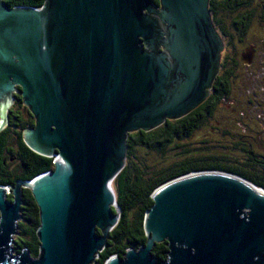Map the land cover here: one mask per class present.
I'll return each mask as SVG.
<instances>
[{"label": "water", "instance_id": "95a60500", "mask_svg": "<svg viewBox=\"0 0 264 264\" xmlns=\"http://www.w3.org/2000/svg\"><path fill=\"white\" fill-rule=\"evenodd\" d=\"M210 1L46 0L37 9L0 0V132L20 95L35 119L24 142L54 160L50 172L0 186V264H95L119 222L113 183L129 135L182 119L211 95L225 43ZM25 189L39 209L37 259L14 255ZM153 200L146 245L106 264H264V189L198 172ZM164 242L159 263L152 251Z\"/></svg>", "mask_w": 264, "mask_h": 264}, {"label": "trees", "instance_id": "16d2710c", "mask_svg": "<svg viewBox=\"0 0 264 264\" xmlns=\"http://www.w3.org/2000/svg\"><path fill=\"white\" fill-rule=\"evenodd\" d=\"M153 1L159 4V0ZM5 2L11 8L40 9L46 0ZM246 6L249 7V4L243 3L242 0L231 2V8L223 15L224 24L218 10L214 12L216 27L225 40V51L222 55L220 73L209 98L182 119L168 120L150 132L138 131L129 135L126 167L113 183L120 212L119 222L110 232L107 246L95 264H106L113 256L124 257L128 250H139L146 245L148 240L144 227L146 214L154 205V192L168 182L192 173L216 171L238 176L264 189V132L255 130L253 128L255 123L251 121L248 124L244 118L241 121L246 123L245 130L244 126L236 128L234 123L235 121L241 123L240 119L235 120L236 115L234 116L231 110L221 107L225 101H235L243 110L252 99L246 93H241L243 97L240 96V78L244 69H252L244 62V53L250 44L254 43L252 46L255 58L260 55L259 49L264 50V40L260 39L264 36V7L258 8V4L255 8L245 10ZM261 41L263 43H260ZM256 61L257 59L252 64L254 65ZM21 99L19 98L18 102L22 104ZM16 106L19 107V104ZM34 125L35 119L28 110L25 119L22 120L19 134L12 137L11 141L13 146H16V149L12 146V155L22 159L19 168L22 175H18V178L25 181H31L54 170L52 158L34 153L24 142V131ZM216 132L221 138L214 140L213 137H218L214 136L217 135ZM194 137L198 139L192 140ZM223 140L230 146H220ZM7 141L6 128L0 133V185L6 187L7 178L1 174L4 172L7 174ZM24 163H27V168ZM24 195L27 215L19 224L21 237L15 239L14 245L17 248L15 251L20 254L26 250L33 258H38L39 209L31 190L25 189ZM113 211L117 213L116 208H113ZM98 233L101 234L100 231ZM168 251L166 242L159 243L154 247L152 255L159 263H163L168 258Z\"/></svg>", "mask_w": 264, "mask_h": 264}, {"label": "rangeland", "instance_id": "374dc122", "mask_svg": "<svg viewBox=\"0 0 264 264\" xmlns=\"http://www.w3.org/2000/svg\"><path fill=\"white\" fill-rule=\"evenodd\" d=\"M255 5H257L256 1H255ZM250 39L259 40L256 38H250ZM260 39L264 40V36H263V38H260ZM260 43H263V42L261 41ZM248 44H250V43H248ZM250 45L251 46L248 48L249 50H250V48L253 47L252 45H254V43H251ZM248 49L246 50V52H248ZM253 50H254V47H253ZM259 50H260L259 51L260 55H259V57H256L257 61L255 62L254 65L251 64L249 66L252 69H244L243 70V76L240 78L241 79V82H240L241 83V90H239L240 96H242L241 93L242 94L246 93L248 96H250L253 99V101H252V99H250L251 100L250 104L247 105V108H243V110H241V108L236 104L235 101L234 102L225 101V103H223L221 105V107L231 110L233 115L234 116L236 115L235 120L239 121V119H240V121H241V119L244 118V120L246 121V123L248 122V124L251 123V121H253L255 123L253 128H255V130H257L259 132L260 131L264 132V50H263V48H261ZM254 58H255V56H254ZM244 83H245V85H244ZM236 111H238L237 114H236ZM234 124L236 125V128H241L243 126H244L243 130H245V128H246L243 121H241V123L235 121ZM218 132H216V134ZM214 136H218L215 138L213 137L214 140H217L216 138H221V136L218 134L214 135ZM197 139H198L197 137L192 138V140H197ZM223 141L224 142H221L219 144L220 146H225V145L230 146V144L227 143L225 140H223ZM228 152L230 153V151H228ZM12 192H13V190L9 189V193L11 195H12ZM12 200H13V196H12ZM20 237H21L20 232L18 231L17 235L15 236V239L20 238ZM14 248H16L15 245H14ZM16 254H18V253L16 251H14V255H16ZM113 257H115V256H113ZM35 259H37V258H35Z\"/></svg>", "mask_w": 264, "mask_h": 264}, {"label": "flooded vegetation", "instance_id": "af4514ba", "mask_svg": "<svg viewBox=\"0 0 264 264\" xmlns=\"http://www.w3.org/2000/svg\"><path fill=\"white\" fill-rule=\"evenodd\" d=\"M242 1H243V3L249 4V7L246 6L244 8L245 10H249L251 7L255 8V6H256L255 1L257 2V5L259 4L258 8L264 7V0H259V1L258 0H242ZM231 2H234V0H211L210 1V10H211L212 17L215 14L214 12H216L218 10L220 15L222 16L223 24H224L225 19L223 18V15H224V13H226L228 11V8L229 9L231 8ZM225 6H227V7H225ZM213 22L216 26L214 17H213ZM217 30L219 31L218 28H217ZM219 33L221 34V32H219ZM223 41L225 43L224 39H223ZM223 54H224V52H223ZM254 56H256V55L254 54ZM255 59L256 58H253V60H255ZM14 98H15L14 102L10 106V109L7 112V126H5V128L2 130V131H4L7 128V140H8L7 141L8 142L7 143V163H6L7 174H6V172L1 174L5 178H7V188H13V186L16 184L17 181H25V180L18 178V175H20V176L22 175V173H21L22 170L19 169V168H21L20 163H21L22 159H20L19 156L12 155L13 144L11 143V141H12V137H16L19 134V132L22 128V120L25 119V117L27 115V111L29 109H28V107L25 106L22 99H21L22 104L20 102H18L19 98H21L20 95L14 94ZM17 103L19 104V107L16 106ZM19 108H21V109H19ZM0 119H1V115H0ZM13 147L16 149V146H13ZM24 164H25V168H27V166H28L27 163H24ZM0 186H2V185H0ZM2 187H6V186H2ZM10 197H12L11 194H9L8 199ZM9 200H12V198ZM23 214H24L23 217L25 219L26 215H27V208H25V206H23V209H22V215Z\"/></svg>", "mask_w": 264, "mask_h": 264}]
</instances>
